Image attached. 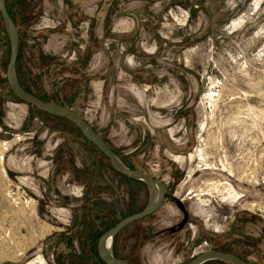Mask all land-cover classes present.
<instances>
[{
    "label": "rangeland",
    "instance_id": "obj_1",
    "mask_svg": "<svg viewBox=\"0 0 264 264\" xmlns=\"http://www.w3.org/2000/svg\"><path fill=\"white\" fill-rule=\"evenodd\" d=\"M7 2L29 88L166 184L163 206L121 231L124 259L189 264L217 247L264 264V0ZM9 45L0 17V264H101L86 199L120 218L150 190L97 169L74 126L13 95Z\"/></svg>",
    "mask_w": 264,
    "mask_h": 264
},
{
    "label": "water",
    "instance_id": "obj_2",
    "mask_svg": "<svg viewBox=\"0 0 264 264\" xmlns=\"http://www.w3.org/2000/svg\"><path fill=\"white\" fill-rule=\"evenodd\" d=\"M0 14L3 18L4 26L10 40V58L6 69V79L13 94L20 101L27 105L43 110L47 113L65 118L76 125L83 135L95 144L109 159L112 168L127 177L134 178L145 182L150 190L151 197L148 204L140 211L126 216L121 219L115 226L107 230L98 240L97 250L101 260L108 264H131L124 258L115 257L112 252L113 238L128 225L149 217L158 211L166 200L167 187L166 184L155 177L150 176L147 172L131 169L122 161V159L113 151L104 138L92 127V125L81 115L76 113L72 108L65 105L46 102L38 98L35 94L26 91L19 83L16 76V61L20 48V36L18 27L8 12L6 0H0ZM149 185H152L153 190ZM153 193L156 194L155 199L152 198ZM111 238L110 250L106 248V241ZM221 260L227 264H248L236 254L224 252L216 249L206 250L196 255L190 264H203L209 260Z\"/></svg>",
    "mask_w": 264,
    "mask_h": 264
},
{
    "label": "trees",
    "instance_id": "obj_3",
    "mask_svg": "<svg viewBox=\"0 0 264 264\" xmlns=\"http://www.w3.org/2000/svg\"><path fill=\"white\" fill-rule=\"evenodd\" d=\"M6 5H7L8 12H9L10 16L14 20L16 26L18 27V20H17L16 16H14V13L11 10V7L9 6L7 0H6ZM0 17H1V20H2V23H3L4 31H5V33L7 35V38H8L9 44H10L9 36H8L7 31H6V28L4 26V22H3V18L1 16V14H0ZM110 24H111V19L109 17H107L106 20H105V27H106V29L110 26ZM18 32H19V36H20V30L19 29H18ZM107 34H109V29H107ZM23 45H24L23 44V39L20 36V48H19L18 58H17V61H16V76H17V79H18L20 85L26 91L35 94L38 98H40V99H42V100H44L46 102H55V103H59V104L65 105L67 107H70V105H67V103H65V101H62V100H60L58 98L57 99H55V98H49V97H47L45 95H41L39 93L33 92L29 88V86L24 82V80L22 78V75H21V64H20L21 63L22 56H23ZM10 51H11V47H10ZM9 58H10V55H9ZM29 107H30L31 110H34L36 112V114H38L39 116L46 117V118L59 119V120H62L64 122H67V123L71 124L72 126H74V128H76V130L79 132L80 136L90 145V147H92L98 154L101 155V158L98 156L99 157L98 158L99 160L97 158H94L95 159L94 160L95 167L97 169L104 168V159H105L106 161L109 162L108 164L110 165L111 170L113 172H116L112 168L108 157L95 144H93L90 140H88L83 135V133L79 130V128L76 125H74L72 122H70L69 120H67L65 118H62V117H59V116H56V115L47 113V112H45L43 110H40L38 108H35V107L31 106V105H29ZM104 140L106 141V139H104ZM113 151L122 159V161L126 164V166H128L131 169H135V167L130 162H128L125 158L121 157L120 154L115 149H113ZM116 173L118 175L122 176L123 179H125V180H127L128 182L131 183V186H132L131 189L133 187H137V186H140V185H146L145 182H143L141 180L127 177V176H125V175H123L121 173H118V172H116ZM96 186L97 187H100L98 184H96ZM85 202H86L85 205L82 207V210H83V218L81 219L80 222H81V225L83 226V228L88 231V237H90V236L93 235V238L97 241L96 246H97L98 240H99V238L101 237L102 234H104L107 230H109L110 228H112L113 226H115L124 217L136 213L134 211V209H133V206H125V208L123 210L124 212H121L119 210V213H120V216H121L119 218L116 215V211H115L116 207H115V205H113L111 207L112 209H109L108 206H111V205H108L105 201H103L101 199H98V198L97 199H94L92 201L88 198V199H86ZM134 223H136V222H134ZM120 234H121V231L118 234H116L115 237L113 238L112 252H113V254H114L115 257L124 258L123 255L121 254L120 250L118 249V246H117L118 245V241H119ZM144 238H147V236L146 237H143V239ZM214 248L216 250H220V251H224V252L231 253V251L228 250V249H226V248H217V247H214ZM238 256L241 257L240 255H238ZM94 258L96 259L97 262H99L101 264H108V263H106V262H104L103 260L100 259L99 255H98V250H95L94 251ZM241 258L244 259V260H246L244 257H241ZM246 262H248V261H246ZM130 263L131 264H134L131 261H130ZM203 264H227V263H225V262H223L221 260L215 259V260H209V261H207V262H205Z\"/></svg>",
    "mask_w": 264,
    "mask_h": 264
},
{
    "label": "bare ground",
    "instance_id": "obj_4",
    "mask_svg": "<svg viewBox=\"0 0 264 264\" xmlns=\"http://www.w3.org/2000/svg\"><path fill=\"white\" fill-rule=\"evenodd\" d=\"M191 156H192V154H191ZM175 159L176 160H178V159H180V157H178V156H175ZM150 186V188L153 190V187H152V185H149ZM153 197L152 198H154L155 199V197H156V194H154L153 193V195H152ZM237 197V196H236ZM110 243H111V238H109L107 241H106V248H107V250L109 251L110 249ZM234 264V263H233Z\"/></svg>",
    "mask_w": 264,
    "mask_h": 264
},
{
    "label": "flooded vegetation",
    "instance_id": "obj_5",
    "mask_svg": "<svg viewBox=\"0 0 264 264\" xmlns=\"http://www.w3.org/2000/svg\"><path fill=\"white\" fill-rule=\"evenodd\" d=\"M146 184V183H145ZM146 186H147V184H146ZM167 195V194H166Z\"/></svg>",
    "mask_w": 264,
    "mask_h": 264
}]
</instances>
